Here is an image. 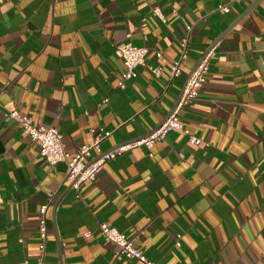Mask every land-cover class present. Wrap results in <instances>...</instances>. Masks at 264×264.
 <instances>
[{"label":"crops","instance_id":"crops-1","mask_svg":"<svg viewBox=\"0 0 264 264\" xmlns=\"http://www.w3.org/2000/svg\"><path fill=\"white\" fill-rule=\"evenodd\" d=\"M123 43L147 54L120 88ZM211 48L179 113L201 144L172 130L77 191L7 118L57 129L71 155L101 131L113 150L159 127ZM101 223L155 264H264V0H0V264H139L116 260Z\"/></svg>","mask_w":264,"mask_h":264},{"label":"built area","instance_id":"built-area-1","mask_svg":"<svg viewBox=\"0 0 264 264\" xmlns=\"http://www.w3.org/2000/svg\"><path fill=\"white\" fill-rule=\"evenodd\" d=\"M220 11H227L226 7H220ZM158 15V11L154 12ZM117 52L122 59L125 72L123 79L118 83L120 88L125 87V81L136 77V69L145 66V57L147 49L144 47H135L130 43H123L117 46ZM213 49H208L199 63L195 66L190 76L188 77L182 93L176 101L172 111L166 119L157 127L151 134L142 139L121 145L113 150L104 151L100 147L101 141L110 135L109 132L101 131L96 135L91 144L81 145L77 151L71 155L64 147L62 137L57 129L53 127H39L32 123V119L28 116L20 115L17 111H11L7 114L8 119L17 122L22 131L38 146L40 155L46 162L55 166L58 163H63L66 167V179L72 189L77 191L82 185L88 182H93L97 174L102 170L105 163L114 160L118 156L124 154L130 149L144 147L148 151L152 150L153 146L162 141L168 132L175 130L188 137L191 145L198 146L201 140L189 134V131L183 127L179 120V113L190 101L194 100L199 93L200 88L205 82V75L208 70V61L212 56ZM156 57H160V53H156ZM185 58V53L182 54L179 61L170 66L171 78L177 77L180 73V63ZM153 75L158 76L160 69L158 67L150 68ZM47 205H44L39 210V249L44 252L46 240V212ZM99 232L102 239L116 246L117 251L115 258L118 261H136L139 264H155L148 260L139 250L133 245V239L127 238L124 234L117 231L115 228L108 226L106 223L99 225ZM180 236H178L179 240ZM176 246H179V241H176Z\"/></svg>","mask_w":264,"mask_h":264}]
</instances>
